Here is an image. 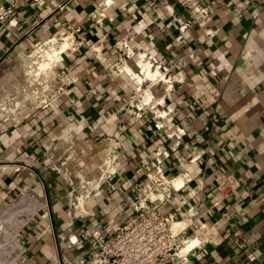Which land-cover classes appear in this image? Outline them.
Listing matches in <instances>:
<instances>
[{
	"label": "crops",
	"instance_id": "1",
	"mask_svg": "<svg viewBox=\"0 0 264 264\" xmlns=\"http://www.w3.org/2000/svg\"><path fill=\"white\" fill-rule=\"evenodd\" d=\"M170 4L0 0V11L11 10L0 20V86L20 76L36 45L63 32L74 39L43 75L64 78V93L0 115V238L11 241L0 263H74L83 252L70 242L92 223L109 231L124 221L160 169L185 175L161 212L180 211L186 239L209 230L182 264H264V0H211L183 32ZM122 39L169 67L164 102L184 131L178 142L146 109L134 115L137 59L126 64L130 76L113 68ZM157 149L169 154L160 164ZM108 159L110 177L85 204L91 217L74 216L79 180L96 179ZM220 175L240 187L212 205Z\"/></svg>",
	"mask_w": 264,
	"mask_h": 264
},
{
	"label": "built area",
	"instance_id": "2",
	"mask_svg": "<svg viewBox=\"0 0 264 264\" xmlns=\"http://www.w3.org/2000/svg\"><path fill=\"white\" fill-rule=\"evenodd\" d=\"M211 0H171V7L174 12L168 10L169 16L178 24V30L183 32L188 30L196 21L199 9L202 4L208 3ZM168 7V6H166ZM181 10L186 18L179 13ZM177 12V13H175ZM11 10L0 11V20L6 14H10ZM116 49L119 53V59L114 64V71L117 73H125L126 64L130 59H140L143 55L144 58L150 63V68L154 71H161L166 77L169 71L168 66L155 64L151 57L146 53H138L130 47L127 39H122L116 43ZM141 74V71H138ZM129 75V74H128ZM130 76V75H129ZM170 84V77L165 78ZM37 82L29 93L34 100L35 104L32 106L43 107L60 97L64 93V86L66 84L64 78L45 80L37 78ZM136 93L138 88H136ZM26 93L27 91H22ZM135 93V95H136ZM133 104V102H132ZM146 105H134L135 116H140V112L145 110ZM24 107V106H21ZM19 107V108H21ZM148 108V107H147ZM168 109V108H167ZM151 114L150 109L148 110ZM167 120L166 128L162 130L164 135L170 140L176 142L184 135L183 129L178 127L173 121L170 110ZM5 120H8L6 118ZM155 129L160 130L161 126L157 125L154 117L152 116ZM167 125H169L167 127ZM172 127L178 133L175 137H170L166 133V129ZM156 163L160 164L164 158H168L169 154L156 150ZM194 160V157H191ZM112 162L108 159L99 168V178L85 180L81 179L78 182V197H74L71 201V206L75 211L73 214L80 219L90 218V213L85 210V204L89 201L90 196L99 189L100 182L104 178L111 175L110 167ZM216 197L212 199V205H217L223 198H227L231 193L240 187V183L232 175H220L215 179ZM148 188L158 195L160 198L155 199H142L144 192ZM174 190L168 183L167 178L159 170L148 179L144 186L142 195L139 197L138 203L133 208L131 214L126 217L124 221L118 223L112 230L105 231L99 224L92 223V225L82 231L78 237L70 242V247L75 251L83 252L75 262L72 264H182L188 256L179 259L180 249L183 245L182 239L187 240L182 235V229L178 234L173 235L171 232L172 224L179 221L181 213L175 210L173 213L164 214L161 212L159 205L161 203H168L171 200ZM142 199V200H141ZM82 204H84L82 206ZM80 211V212H78ZM237 236V235H236ZM240 242V239H238ZM57 264H62L58 262Z\"/></svg>",
	"mask_w": 264,
	"mask_h": 264
},
{
	"label": "rangeland",
	"instance_id": "3",
	"mask_svg": "<svg viewBox=\"0 0 264 264\" xmlns=\"http://www.w3.org/2000/svg\"><path fill=\"white\" fill-rule=\"evenodd\" d=\"M63 35L70 36V38L72 40L71 47L69 48V50H70L72 48V44H73L74 39L72 38V35L69 32L68 33L63 32L61 34H58L55 37L57 39V41H50L49 45L46 44L47 41H44V42L36 45L34 48H32V50L28 53L27 57L24 59V61L20 65V67H19V70H20L19 75L20 76L16 77L15 79H12L9 83H6V84L0 86V115H2L1 116L2 119L8 118L12 114H15L18 111V109H20L19 107H21V106L27 107V106H32L33 104L36 103V101L34 100V97H32L30 94H27V93H29V91L34 88L36 82L38 81L37 78H40V77L44 78L43 77L44 74L37 76L36 78H35V76H33V74L35 73V70H36V69H34L35 68L34 62H36L38 65V63L44 58L45 54L43 52H45V51H49L51 54L57 53V51H59V49H60L59 48L60 44L62 46V45H64V43L67 42L64 40L62 41V38H64ZM64 39H68V38H64ZM31 62H33V63H31ZM30 72H32V73H30ZM159 72L161 73V71H159ZM139 76L142 77V74H139ZM162 76H163L162 79L158 78L154 81H146L144 79V82L141 84V86H137L138 91L132 99V102L134 105H146V106H144V109H146L147 111L150 109V111L152 112L151 115L154 117L157 125L161 126L160 132H162V130L166 128L167 120L169 117L168 116L169 112H168V109H167L166 104L164 102L165 94L168 91L167 90L168 89V83L167 82L165 83L164 80H166V79H164V78H166V77L163 75V73H162ZM135 81L137 82V79ZM24 90L27 92L23 93L22 91H24ZM2 92H5V94ZM160 101H163V103L160 104ZM152 102H155V106L151 105ZM156 109L159 110L160 112L164 113L163 117H158ZM179 159H180V161L182 160L181 158H179ZM98 177H99V175H98ZM171 178H167V181L169 182L171 180ZM151 189H153V188H151ZM151 189L148 188L144 192V194L152 191ZM153 193L152 194L154 196L152 198L150 196L149 197L150 199L160 198V197H157V195H158L157 192L153 191ZM78 194L79 193L74 194L72 198L74 199L75 196L78 197ZM144 197H145V195L142 196V199H144ZM71 201H70V205H71ZM73 202H75V201L73 200ZM83 205L84 204H82V206ZM71 211H72V214L75 212L73 210L72 206H71ZM2 232H3V228H0V237H2V234H1ZM10 242L11 241H9V240L4 241V240H2V238H0V260H2V258H4L3 254H5V255L8 254L6 247H8L7 244H9ZM5 262H6V260H5ZM0 264H2V263H0ZM4 264H7V262ZM10 264H12V263H10Z\"/></svg>",
	"mask_w": 264,
	"mask_h": 264
},
{
	"label": "bare ground",
	"instance_id": "4",
	"mask_svg": "<svg viewBox=\"0 0 264 264\" xmlns=\"http://www.w3.org/2000/svg\"><path fill=\"white\" fill-rule=\"evenodd\" d=\"M63 37L68 38V39L62 38V41L64 40L67 42L64 43V45H62L60 47V49H59V51H57V53L51 54L49 51H45V52H43L45 54V56L43 55L44 58L38 63V65L36 62H34V65H35L34 69H36V70H35V73L33 74V76H35V78L37 76L43 75L46 72L50 71L54 65L56 66L58 64V62L61 60L65 51H67L69 49L70 44L72 43V40H71L70 36H68V35H63ZM52 39H55L57 41V39L55 37L51 38L50 40H52ZM50 40H48L46 42V44L49 45ZM31 63H33V62H31ZM136 66L141 71V74H142V77H140L139 74L135 76L137 79L138 86H141V84L144 82V79L146 81H154L158 78L162 79V77H163L162 73H160L159 71H154L153 69L150 68V63L144 58L143 55L140 56V59L136 60ZM30 73H32V72H30ZM164 81H166V80H164ZM162 103H163V101H160V104H162ZM151 105L155 106V102H152ZM156 112L158 114V117H163L164 113L160 112L157 109H156ZM168 126L169 125H167V127ZM166 133L170 137H175L176 135H178V133L172 127L167 128ZM184 182H185V175H181V176L178 175L176 177H173L168 183L174 190H176V189H179L184 184ZM152 193H153V191L146 193L143 200L150 199L149 198L150 196L152 198L155 195L154 193H153L154 195ZM157 197L161 198V195H157ZM78 212H80V211H78ZM184 225H185L184 222H180V221L173 223L172 227H171L172 234L173 235L178 234L179 231H181V229L184 227ZM207 233H209V230H204L203 233H201L200 235H197L193 238H190L187 240L182 239L181 241H182L183 245L180 249V253L178 256L179 259H183L187 255L188 252H190L195 247H198L202 243L203 239L204 240L206 239ZM200 236H204L205 238L201 237V239H199Z\"/></svg>",
	"mask_w": 264,
	"mask_h": 264
}]
</instances>
